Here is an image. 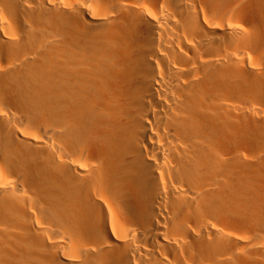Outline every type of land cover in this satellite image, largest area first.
I'll list each match as a JSON object with an SVG mask.
<instances>
[{
	"label": "bare ground",
	"instance_id": "obj_1",
	"mask_svg": "<svg viewBox=\"0 0 264 264\" xmlns=\"http://www.w3.org/2000/svg\"><path fill=\"white\" fill-rule=\"evenodd\" d=\"M262 180L264 0H0V264H264Z\"/></svg>",
	"mask_w": 264,
	"mask_h": 264
},
{
	"label": "rangeland",
	"instance_id": "obj_2",
	"mask_svg": "<svg viewBox=\"0 0 264 264\" xmlns=\"http://www.w3.org/2000/svg\"><path fill=\"white\" fill-rule=\"evenodd\" d=\"M252 174L255 176V173H252ZM263 182H264V180L261 181V184H264Z\"/></svg>",
	"mask_w": 264,
	"mask_h": 264
}]
</instances>
